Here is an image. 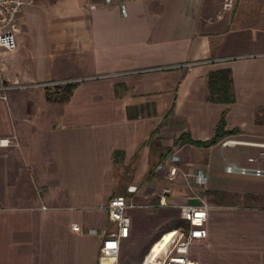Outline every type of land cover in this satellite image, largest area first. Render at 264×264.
Listing matches in <instances>:
<instances>
[{"label":"crops","instance_id":"0c3cea01","mask_svg":"<svg viewBox=\"0 0 264 264\" xmlns=\"http://www.w3.org/2000/svg\"><path fill=\"white\" fill-rule=\"evenodd\" d=\"M22 1L16 48L0 50V136L18 140L0 148V264H98L115 230L106 206L119 194L130 204L121 241L151 239L156 229L139 231L128 211L161 196L168 206L169 185L151 201L123 181L139 168L154 184L165 150L240 146L256 152L247 162L264 152V0H233L230 10L223 0ZM219 68L231 72V104L208 100ZM59 81L75 83L69 99L46 100L45 84ZM222 115L236 133L209 147L177 142L211 139ZM227 137L235 143L221 144ZM207 181L208 191L240 192ZM207 204V233L190 256L264 264V207Z\"/></svg>","mask_w":264,"mask_h":264},{"label":"rangeland","instance_id":"374dc122","mask_svg":"<svg viewBox=\"0 0 264 264\" xmlns=\"http://www.w3.org/2000/svg\"><path fill=\"white\" fill-rule=\"evenodd\" d=\"M51 87V85L49 86ZM231 138L222 139L221 144ZM169 150H165L164 154ZM208 157L209 166L203 165L206 154ZM177 155L180 156L179 171L176 179L172 182L168 181L163 173L161 178L153 181L154 184H148L147 175H141L143 169L135 168L128 170L125 174L126 179L124 184H132L129 187H135L136 185L140 191L149 195L151 201L157 199V193L162 185H169L171 188L169 193L170 204L166 207H152L150 210H144L143 208H131L128 214L132 217V223H135L137 229L142 231L150 225L154 234L148 241H132L131 238L124 240L121 244L117 264H140L143 256L147 252L149 246L155 239H158L162 233L178 228L174 226L169 228L171 221H179L181 218L180 205L183 204H200L202 202L212 203L217 202L223 205L233 204L238 205H250L255 207H264V175H239L228 174L223 170L226 162H235L236 164L246 163V165L258 169L264 168V165L254 166V163L247 162L248 155H255L256 152L248 150L247 148L240 146H233L231 148H225L221 150L219 147H215L213 150L196 149L190 147H180L176 150ZM254 161L263 160L264 152H260L258 156L251 157ZM263 161L261 163H263ZM208 170L207 179L209 174H212V182L221 186L223 189L237 188L240 189L239 193L231 191H215L218 194L212 193L214 190H206V188H198L193 185L190 178L184 173L192 172L195 168L203 167ZM264 170V169H262ZM140 174V175H139ZM209 181H207L208 184ZM149 186V187H147ZM128 187V188H129ZM256 190L255 193L243 192L245 190ZM136 190V187H135ZM133 190V191H135ZM123 192V191H122ZM120 192V193H122ZM152 193V194H151ZM146 197V196H145ZM147 214V215H146ZM172 236V233L167 234V238L163 241H155L152 247L157 249L159 246L163 247L165 242ZM158 242V243H157Z\"/></svg>","mask_w":264,"mask_h":264},{"label":"built area","instance_id":"2783aa9c","mask_svg":"<svg viewBox=\"0 0 264 264\" xmlns=\"http://www.w3.org/2000/svg\"><path fill=\"white\" fill-rule=\"evenodd\" d=\"M110 3L111 0H104ZM22 0H0V50L13 51L16 48L15 31L18 12L22 6ZM233 6V0H223L222 7L224 10H230ZM93 8L94 5H91ZM124 14V8L122 7ZM71 81L50 82L45 85L53 86L56 84H64ZM4 88V87H3ZM6 88V87H5ZM226 142V141H225ZM223 142L222 144H224ZM18 146V140L15 133L10 136H0V148ZM181 158L175 151L167 152L164 157L155 166L156 172H163L168 181L172 182L176 179L179 171V162ZM248 162H254V158L249 157ZM224 171L228 174L239 175H264V170L250 167L238 166L231 162H226ZM186 177L195 187L205 188L207 185V173L202 167L195 168L192 172L184 173ZM128 190L133 191L135 187H129ZM170 187H165L161 191V195L169 194ZM40 192V189H37ZM130 204L124 195H115L106 206L108 219L115 224V230L105 235L101 242L100 255L98 264H117L121 240L128 237L130 229V219L125 211ZM166 202L161 196L160 201L151 204L150 207L164 206ZM44 207V206H42ZM209 205L205 202L200 204H183L180 205L181 218L188 222V227H178L173 230L162 233L157 240H162L165 234L172 233V236L165 242L164 246L158 251H152V243L147 252L143 256L140 264H198L189 253L191 244L195 240H200L206 236V218ZM73 229H78V224L72 225Z\"/></svg>","mask_w":264,"mask_h":264},{"label":"trees","instance_id":"16d2710c","mask_svg":"<svg viewBox=\"0 0 264 264\" xmlns=\"http://www.w3.org/2000/svg\"><path fill=\"white\" fill-rule=\"evenodd\" d=\"M74 86V82H66L64 84H56L51 86L50 88H46V100L51 102L64 103L71 96ZM207 87L208 100L210 102L221 104H231L234 102L235 97L232 87L231 72L229 69L219 68L211 71L207 77ZM223 126L224 119L222 115L215 129L214 136L211 139L207 141H197L193 140L189 133H182L176 140L179 143L190 144L196 147H209L217 143L218 140H220L224 136L236 133V130L224 131ZM212 193L218 194L215 191ZM174 226L187 228L188 222L184 219H180L179 221H171V225H169V228H173ZM155 241H157V239H155L153 242Z\"/></svg>","mask_w":264,"mask_h":264},{"label":"bare ground","instance_id":"6f19581e","mask_svg":"<svg viewBox=\"0 0 264 264\" xmlns=\"http://www.w3.org/2000/svg\"><path fill=\"white\" fill-rule=\"evenodd\" d=\"M231 143H235V141H233V140H227L223 145H226V144H231ZM162 247L161 246H159L157 249H155V246L154 247H152V251L154 252V251H158L159 249H161ZM104 261V264H105V260H103Z\"/></svg>","mask_w":264,"mask_h":264}]
</instances>
